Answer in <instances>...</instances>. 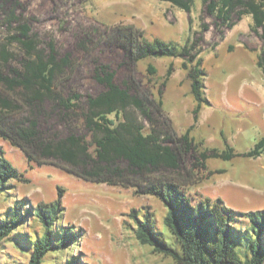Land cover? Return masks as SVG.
Wrapping results in <instances>:
<instances>
[{"label":"trees","instance_id":"1","mask_svg":"<svg viewBox=\"0 0 264 264\" xmlns=\"http://www.w3.org/2000/svg\"><path fill=\"white\" fill-rule=\"evenodd\" d=\"M191 13L195 0H160ZM217 29H232L244 15L253 19L252 30L264 41V0H202ZM26 5L20 0H0V138L22 150L36 164H52L98 183L133 188L136 195H152L167 208L164 223L176 241L170 245L154 224L148 211L143 218L137 209L129 216L136 222L134 232L152 252L170 257L175 264H264V210L238 212L222 199L193 202L188 188L209 176L206 160L234 155L258 157L264 152V137L248 152L234 153L201 149L190 136L193 125L179 133L163 108V92L174 72L169 64L161 87L154 91L152 76L157 68L149 63L145 82L138 63L145 58L182 59L196 105L197 122L204 95L201 43L209 29L205 23L195 37L179 45L159 37L147 38L134 24H100L84 33V48L102 46L120 52L125 69L122 83L110 64L96 61L94 78L104 90L83 100L72 82L69 55L59 56L53 44L43 48L24 17ZM191 22V18H189ZM221 40L224 30H220ZM232 47L230 46V49ZM257 65L264 74V49ZM23 175L0 157V194L10 181ZM61 195V194H60ZM60 199L31 207L29 214L42 226L28 264H41L54 249L79 241L82 233L65 225L54 239V226L63 212ZM20 215L19 210L16 211ZM21 223V218L0 223V241ZM67 264H86L80 255Z\"/></svg>","mask_w":264,"mask_h":264},{"label":"rangeland","instance_id":"2","mask_svg":"<svg viewBox=\"0 0 264 264\" xmlns=\"http://www.w3.org/2000/svg\"><path fill=\"white\" fill-rule=\"evenodd\" d=\"M20 2L26 5L24 17L41 46L48 48L51 43L60 57L69 55L72 82L83 100L104 90L93 76L96 61L110 64L117 72L118 83L125 78L120 52L102 46H82L84 33L91 28L102 23L134 24L149 39L159 37L182 45L196 36L202 23L207 24L201 56L206 72L204 95L209 103L203 104L195 122L196 102L187 72L174 65L173 76L162 96L165 112L178 132L193 125L190 136L203 150L224 151L231 147L234 153L243 154L264 137V74L255 53L264 49V41L252 30L250 15H244L235 29L219 27L225 32L221 41L214 24L217 20L208 14L202 0H195L191 13L160 0ZM0 31H4L2 27ZM240 39L245 40L243 44ZM164 59L169 57H149L138 63L145 82L150 76L146 66L151 63L157 67L151 83L156 94L169 65ZM1 156L22 173L23 180H11V187L0 194V223L21 218L19 226L0 241V264H28L43 229L29 210L58 199L64 209L54 226L55 242L65 225L73 226V231L82 235L65 248L50 250L41 264H67L76 255L86 264H174L172 258L153 253L150 245L138 241L134 232L136 222L129 216L132 209H137L140 218L149 211L156 229L176 247L174 236L164 223L167 208L159 198L136 195L133 188L84 180L52 164L32 163L22 150L2 138ZM210 171L209 176L189 186L187 192L193 202L209 198L214 203L222 199L238 212L264 210V152L258 157H210L204 174Z\"/></svg>","mask_w":264,"mask_h":264},{"label":"crops","instance_id":"3","mask_svg":"<svg viewBox=\"0 0 264 264\" xmlns=\"http://www.w3.org/2000/svg\"><path fill=\"white\" fill-rule=\"evenodd\" d=\"M176 7V6H175ZM178 8V7H177ZM181 10V9H180ZM237 26V25H236ZM235 26V27H236ZM235 27L234 28H232V29H235ZM226 37V36H225ZM221 41H223V40H221ZM220 41V42H221ZM240 41H242V44L244 43V39H240ZM219 42V43H220ZM219 45V44H218ZM217 47V46H216ZM243 47H244V45H243ZM245 48V47H244ZM247 49V48H246ZM251 50V49H250ZM256 53V59L258 58V55H259V53L258 52H255ZM150 58H154V57H150ZM179 60H181V61H179ZM164 61H167L169 64H173V65H180L181 66V64H182V59H180V58H174V57H169V59H164ZM179 62V63H178ZM156 67V66H155ZM178 67V66H177ZM157 68V67H156ZM182 69V68H181ZM184 70V69H183ZM185 71V70H184ZM174 73V72H173ZM173 73H172V75L168 78V80H167V82H166V84L168 83V81L171 79V77L173 76ZM189 128V127H188ZM188 128H186L185 130L184 129H180L179 130V132H185ZM164 257V256H163ZM173 261V260H172ZM173 263H174V261H173ZM175 264V263H174Z\"/></svg>","mask_w":264,"mask_h":264}]
</instances>
